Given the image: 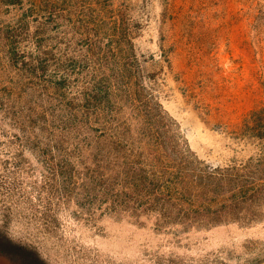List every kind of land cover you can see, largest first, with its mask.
<instances>
[{"label": "rangeland", "instance_id": "1", "mask_svg": "<svg viewBox=\"0 0 264 264\" xmlns=\"http://www.w3.org/2000/svg\"><path fill=\"white\" fill-rule=\"evenodd\" d=\"M263 101L264 0H0V264H264L175 191Z\"/></svg>", "mask_w": 264, "mask_h": 264}, {"label": "trees", "instance_id": "2", "mask_svg": "<svg viewBox=\"0 0 264 264\" xmlns=\"http://www.w3.org/2000/svg\"><path fill=\"white\" fill-rule=\"evenodd\" d=\"M5 48L9 56L15 51V43L8 40ZM248 122L250 136L258 141L257 154L215 168L191 156L188 166L194 174L182 176L185 184L175 191L190 199L182 204L183 210L187 220L197 227L230 222L248 225L262 219L258 215L264 212V101L250 114Z\"/></svg>", "mask_w": 264, "mask_h": 264}]
</instances>
